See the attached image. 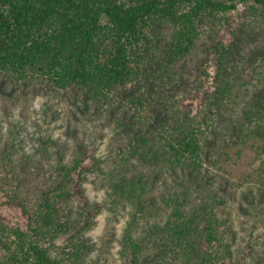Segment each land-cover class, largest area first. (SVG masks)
I'll return each mask as SVG.
<instances>
[{
	"label": "trees",
	"instance_id": "16d2710c",
	"mask_svg": "<svg viewBox=\"0 0 264 264\" xmlns=\"http://www.w3.org/2000/svg\"><path fill=\"white\" fill-rule=\"evenodd\" d=\"M238 3L262 23L264 0H0V76L14 85L46 86L92 117L105 114L125 143L126 165L107 180L112 205L130 207L119 249L125 264H238L236 233L220 215L226 195L218 176L205 177L206 164L225 178L227 147L235 145L238 156L250 150L261 160L264 184V86H257L264 45L238 63L234 27L216 33L209 46L214 86L201 95L207 111L200 116L179 106L177 68L205 28L230 24L226 15ZM158 99L172 101V115L160 122L151 111ZM40 141L42 152L48 144L58 147L49 136ZM96 163L86 155L58 161L57 179L26 202L12 188L10 198L27 222L0 219V264H102L87 260V234L103 206L74 208L71 190L73 181L97 171ZM164 180L169 188L157 196ZM150 214L159 220L139 229L137 219ZM248 249L251 254L253 245Z\"/></svg>",
	"mask_w": 264,
	"mask_h": 264
},
{
	"label": "rangeland",
	"instance_id": "374dc122",
	"mask_svg": "<svg viewBox=\"0 0 264 264\" xmlns=\"http://www.w3.org/2000/svg\"><path fill=\"white\" fill-rule=\"evenodd\" d=\"M247 12V5L238 3L236 9L226 15L230 24L222 20L214 31L205 28L193 52L179 62L178 97L182 109L199 116L202 111H207L201 95L205 89L212 90L214 86L215 67L213 60L210 61L209 46L218 38L216 33L228 34L229 27H234L237 45L233 56L238 63H246L260 54L264 45V20L256 25L255 18L249 19ZM261 80L258 88L264 86V76ZM252 90L254 94L259 92L253 87ZM171 102L165 104L160 99L154 102L151 111L156 115V122L172 115ZM219 113L223 115L219 114L218 118L223 119L227 116V109ZM47 136L56 141L58 147L48 144L49 150L42 152L38 148L39 143L42 137ZM222 144L226 149L228 143L222 140ZM124 147V141L116 136L105 114L92 117L74 101L66 100L46 86L14 85L0 76V219L12 224L27 222L21 206L10 198L14 193L12 188L21 190L19 201L26 202L25 197L32 200L48 183L57 179L55 166L58 161H68L76 156L92 157L99 166L97 171L87 173L80 183L78 180L71 183L74 208L89 203L103 206L96 216L94 228L87 234L91 244L87 260L125 264L119 249L123 229L130 217V207L114 206L107 198L108 173L121 171L126 165L121 154ZM227 148L230 151L226 161L227 172L220 170V175L225 178L208 167V163L205 177L215 174L222 183L220 187L226 195L227 206L224 214L220 215L231 220L236 233V263L257 264L258 261L264 264V184L259 181L263 177L259 170L262 163L259 159L254 160L250 150L238 156L235 145ZM223 159L225 161L226 157ZM137 163L136 160L131 161L135 167ZM166 188H169L166 181H161L157 184L156 195ZM76 191L82 193L78 195ZM158 220L154 214L137 219L138 228ZM64 239L62 237L57 242ZM249 244L253 245L251 254H248Z\"/></svg>",
	"mask_w": 264,
	"mask_h": 264
}]
</instances>
